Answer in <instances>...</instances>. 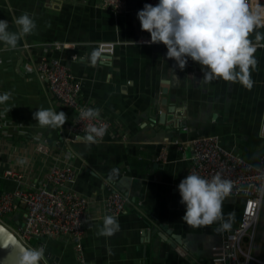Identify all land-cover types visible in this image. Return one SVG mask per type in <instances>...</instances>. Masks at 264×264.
Masks as SVG:
<instances>
[{
    "label": "crops",
    "instance_id": "obj_1",
    "mask_svg": "<svg viewBox=\"0 0 264 264\" xmlns=\"http://www.w3.org/2000/svg\"><path fill=\"white\" fill-rule=\"evenodd\" d=\"M103 0H0V20L14 21L27 12L37 27L15 49L0 43V184L2 193L35 190L46 181L52 164H70L78 174L74 190L89 199L83 255L89 264H213L212 253L225 231L218 221L194 227L182 220L178 185L191 166L192 152L180 150L201 136H216L222 145L258 164L264 152L259 135L264 117V48L252 71L254 86L214 80L206 83L200 65L189 60L184 69L166 59L163 44H150L137 12L149 0H127L126 11L103 9ZM264 33V28L257 29ZM254 40V34L252 36ZM264 42V41H262ZM67 45L57 50L54 45ZM112 48L102 53L101 46ZM111 45V46H109ZM57 58L82 83L81 100L112 122L101 142L86 146L73 133L75 112L58 101L35 71L44 58ZM66 113L63 127L41 128L33 119L39 108ZM46 143L49 154L37 151ZM20 159L26 160L21 165ZM7 171L19 180L5 178ZM109 184V185H108ZM113 190L129 199L117 217L120 231L97 236L106 216L105 200ZM243 198H225L224 218L240 223ZM22 211L11 215L15 225ZM21 222L19 224H22ZM16 227V226H15ZM43 264H81L68 236L36 239ZM249 238L242 248L249 251ZM253 257L264 259V202ZM241 264H258L241 256Z\"/></svg>",
    "mask_w": 264,
    "mask_h": 264
},
{
    "label": "clouds",
    "instance_id": "obj_2",
    "mask_svg": "<svg viewBox=\"0 0 264 264\" xmlns=\"http://www.w3.org/2000/svg\"><path fill=\"white\" fill-rule=\"evenodd\" d=\"M141 30L150 35V44H163L166 59L175 61L184 69L189 60L200 65L203 81L214 80L240 83L251 90L254 86L252 71L256 69L255 53L264 48V5L256 0H158L156 5L144 4L137 12ZM17 32H10L7 20H0V43L8 49H15L18 42L31 35L37 25L30 15L22 13L14 21ZM254 34V40L252 36ZM12 98L11 92L0 94V105L4 112ZM100 109H81V120L99 118ZM33 119L41 128L63 127L68 117L63 111L39 108ZM106 127L89 124L85 135L80 137L86 146L97 143L106 134ZM259 135L264 138V118L261 120ZM23 165L26 160L20 159ZM232 182L220 174L205 179L196 173L188 174L178 185L180 203L185 206L182 220L190 226H208L222 221L218 230L231 229L233 214L224 218L223 203L232 190ZM120 231L116 217L106 215L97 236L111 237ZM42 249H24L20 264H39Z\"/></svg>",
    "mask_w": 264,
    "mask_h": 264
},
{
    "label": "built area",
    "instance_id": "obj_3",
    "mask_svg": "<svg viewBox=\"0 0 264 264\" xmlns=\"http://www.w3.org/2000/svg\"><path fill=\"white\" fill-rule=\"evenodd\" d=\"M256 2L264 5V0ZM157 3L158 0H149V4ZM100 7L115 14H122L126 11L127 0H103ZM104 46L106 45H102L100 49L102 53L113 51L112 48ZM66 47L67 45L58 43L54 45L57 50ZM35 71L45 82L49 92L75 112L73 133L77 140L86 134L85 129L89 124L106 127V134L113 128L112 122L102 115L94 120L80 119L81 109L92 106L81 100L82 83L60 59L44 57L35 65ZM105 136L98 138L97 142H101ZM174 144L179 145L180 150L188 147L192 152L191 166L181 180L192 173L205 179L220 174L233 185L226 198L244 199L240 223L224 232L221 244L215 247L212 253L213 264H241V256H245L247 261L264 264V259H257L251 254L264 202V152L256 165L226 149L216 136H201L180 144L174 141ZM37 151L48 155L49 147L46 143H38ZM4 176L7 179H20L13 171H7ZM77 178V171L70 164H52L46 181L39 188L17 189L0 195V222L11 229L28 249L36 248L33 245L36 239L68 236L74 243L80 263L89 264L83 255V239L86 233L85 225L89 221L90 202L87 197L74 190ZM128 202L129 199L124 193L113 190L105 200L106 215L119 217L125 213ZM20 211L23 213L18 221L23 222V227L15 225L11 219L8 220V217ZM245 238H249L250 246L247 252L242 248Z\"/></svg>",
    "mask_w": 264,
    "mask_h": 264
},
{
    "label": "water",
    "instance_id": "obj_4",
    "mask_svg": "<svg viewBox=\"0 0 264 264\" xmlns=\"http://www.w3.org/2000/svg\"><path fill=\"white\" fill-rule=\"evenodd\" d=\"M2 194L0 184V195ZM16 224H20L16 221ZM23 227V223L20 225ZM24 249H28L12 230L0 222V264H20V256ZM39 264H42L39 261Z\"/></svg>",
    "mask_w": 264,
    "mask_h": 264
},
{
    "label": "rangeland",
    "instance_id": "obj_5",
    "mask_svg": "<svg viewBox=\"0 0 264 264\" xmlns=\"http://www.w3.org/2000/svg\"><path fill=\"white\" fill-rule=\"evenodd\" d=\"M9 218H11V217H9ZM11 224H13V223L11 222ZM10 230H11V229H10ZM14 231H15V230H14ZM12 232H13V231H12ZM33 243H35V241H33ZM33 243H32V244H33ZM42 264H43V261H42Z\"/></svg>",
    "mask_w": 264,
    "mask_h": 264
},
{
    "label": "trees",
    "instance_id": "obj_6",
    "mask_svg": "<svg viewBox=\"0 0 264 264\" xmlns=\"http://www.w3.org/2000/svg\"><path fill=\"white\" fill-rule=\"evenodd\" d=\"M14 223V222H13ZM15 224V223H14Z\"/></svg>",
    "mask_w": 264,
    "mask_h": 264
}]
</instances>
